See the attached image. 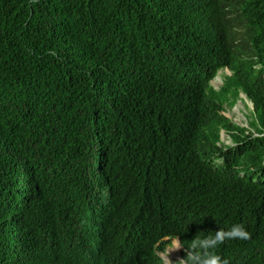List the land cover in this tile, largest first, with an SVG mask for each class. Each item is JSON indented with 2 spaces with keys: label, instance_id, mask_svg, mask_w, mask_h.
I'll use <instances>...</instances> for the list:
<instances>
[{
  "label": "trees",
  "instance_id": "1",
  "mask_svg": "<svg viewBox=\"0 0 264 264\" xmlns=\"http://www.w3.org/2000/svg\"><path fill=\"white\" fill-rule=\"evenodd\" d=\"M240 94L249 128L226 115ZM32 176L58 184L57 216ZM235 224L249 239L193 248ZM82 226L88 254L51 255ZM173 237L176 264H264V0H0V264H166Z\"/></svg>",
  "mask_w": 264,
  "mask_h": 264
},
{
  "label": "clouds",
  "instance_id": "2",
  "mask_svg": "<svg viewBox=\"0 0 264 264\" xmlns=\"http://www.w3.org/2000/svg\"><path fill=\"white\" fill-rule=\"evenodd\" d=\"M92 167L93 166L88 167V172L90 173L93 172L95 177L99 181L103 191L104 201L105 204L108 206V212L110 216V219L106 223H103L102 225L109 229L111 227H115V223H113V219H114L115 211H118L119 208L118 193L116 189L110 184V179L101 176L99 172L96 169L93 170ZM31 186H32L31 187L32 191L37 192L38 196L47 197V200L37 204L38 217L41 218L42 214H44L47 211V206H46L47 201L51 202L52 204L50 212L47 214V217H50L51 215L54 214L57 216L58 213L62 212L61 192L58 188V184L46 186L43 184L42 181H40V179L32 176ZM124 197H128L125 192H124ZM53 212L54 214H52ZM157 217H162L164 219H167L166 217L157 214L153 211L147 212L142 210L141 208L139 212H135L134 210L130 212L129 219L132 222V225L137 228V230L146 228L145 230L151 233V232H157L159 230L158 228L159 225L156 222ZM98 230L99 228L97 226L96 229H94L92 232H88L82 226L80 229V235L78 239L74 243L70 244V246L67 244H61V245L52 244L51 255H55L57 259L58 258L63 259L66 254V251L69 252V254H72L73 258H76L84 254H88L89 243L96 237ZM225 239L247 240L249 239V233L244 229L242 225L235 224L227 231L219 229L218 231L215 232L214 236L205 237L203 239L195 241V243L193 244V248H200V249L215 248L217 245L223 243ZM167 240H169V237H163L160 239L161 242H165ZM170 240L171 242L175 241V243L181 247V251H180V255H181V252L183 251V247L181 246L179 240L176 239L175 237L171 238ZM159 244L160 242L157 245ZM188 259L192 262V264H228V261L226 259L221 261L220 257L218 256H208L207 258L202 259L200 255L196 254L189 256Z\"/></svg>",
  "mask_w": 264,
  "mask_h": 264
},
{
  "label": "rangeland",
  "instance_id": "3",
  "mask_svg": "<svg viewBox=\"0 0 264 264\" xmlns=\"http://www.w3.org/2000/svg\"><path fill=\"white\" fill-rule=\"evenodd\" d=\"M228 75H230L228 70L219 71L217 76L211 82L213 88L216 90L221 88L224 84L225 76ZM251 110L252 104L247 100L244 94H240L235 104L227 109L226 115L240 127L249 128V122L252 120ZM222 141L225 144L231 143L225 134L222 135ZM180 251L181 247L178 246L175 241H172L171 245L166 249L165 254H161L164 263L176 264L177 261H181Z\"/></svg>",
  "mask_w": 264,
  "mask_h": 264
}]
</instances>
